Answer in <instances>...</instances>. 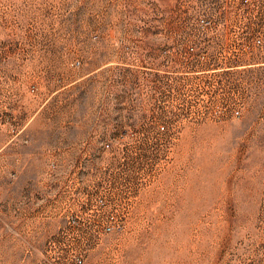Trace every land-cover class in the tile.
Wrapping results in <instances>:
<instances>
[{
  "label": "rangeland",
  "instance_id": "obj_1",
  "mask_svg": "<svg viewBox=\"0 0 264 264\" xmlns=\"http://www.w3.org/2000/svg\"><path fill=\"white\" fill-rule=\"evenodd\" d=\"M0 264H264V0H0Z\"/></svg>",
  "mask_w": 264,
  "mask_h": 264
},
{
  "label": "built area",
  "instance_id": "obj_2",
  "mask_svg": "<svg viewBox=\"0 0 264 264\" xmlns=\"http://www.w3.org/2000/svg\"><path fill=\"white\" fill-rule=\"evenodd\" d=\"M124 138H125L124 135H119L117 141L124 142ZM103 146H104V148H106V150L112 148V146L110 145L109 142L104 143ZM99 201H100V203H102V204H103V202H107L106 196L103 195V198H100ZM110 218L113 219V218H114L113 215H111ZM112 228H113L112 226H109V225H107V224H101V225L99 226V231L108 232V231H111Z\"/></svg>",
  "mask_w": 264,
  "mask_h": 264
}]
</instances>
